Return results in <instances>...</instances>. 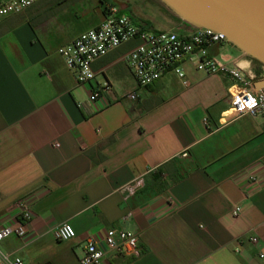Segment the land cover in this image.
<instances>
[{
  "label": "crops",
  "instance_id": "1",
  "mask_svg": "<svg viewBox=\"0 0 264 264\" xmlns=\"http://www.w3.org/2000/svg\"><path fill=\"white\" fill-rule=\"evenodd\" d=\"M105 1L39 0L0 22V220L19 198L32 207L0 249L78 264L86 236L117 227L141 253L101 264H264V120L221 118L229 83L189 64L137 87L119 59L130 44L92 62L110 89L90 101L57 49L99 24ZM229 52L264 79V64ZM62 222L73 238L56 239Z\"/></svg>",
  "mask_w": 264,
  "mask_h": 264
},
{
  "label": "built area",
  "instance_id": "2",
  "mask_svg": "<svg viewBox=\"0 0 264 264\" xmlns=\"http://www.w3.org/2000/svg\"><path fill=\"white\" fill-rule=\"evenodd\" d=\"M37 1L0 0V22ZM125 44L130 47L120 54L119 59L131 71L137 87L154 83L169 70L183 79V65L189 64L195 70L221 75L229 83L230 103L221 112V118L228 120L250 115L264 120V87H253L251 79L244 75V67L239 65V56L229 52L233 45L219 31L197 27L181 19L175 26L158 29L145 21H134L130 15L110 5L99 24L81 32L57 51L73 71L77 83L89 85L88 99L95 101L110 89V85L106 80H97L92 62ZM125 96L136 99V90ZM252 179L256 181L254 177ZM7 211L10 220L7 223L0 220V242L12 234L22 235L23 226L32 218L31 199H17ZM239 211L240 206L236 205L232 214L237 215ZM54 235L58 240H67L75 236V230L70 223L62 222L56 226ZM250 241L256 243L258 238L252 236ZM140 253L136 232L107 227L101 237H85L78 264H101L106 257L133 258ZM0 264L27 263L20 256L0 249Z\"/></svg>",
  "mask_w": 264,
  "mask_h": 264
},
{
  "label": "water",
  "instance_id": "3",
  "mask_svg": "<svg viewBox=\"0 0 264 264\" xmlns=\"http://www.w3.org/2000/svg\"><path fill=\"white\" fill-rule=\"evenodd\" d=\"M184 22L221 32L247 56L264 64V0H160ZM253 87H264V79Z\"/></svg>",
  "mask_w": 264,
  "mask_h": 264
},
{
  "label": "rangeland",
  "instance_id": "4",
  "mask_svg": "<svg viewBox=\"0 0 264 264\" xmlns=\"http://www.w3.org/2000/svg\"><path fill=\"white\" fill-rule=\"evenodd\" d=\"M103 5L104 14L108 6L115 5L134 21H146L158 29L175 26L180 21V18L160 0H106Z\"/></svg>",
  "mask_w": 264,
  "mask_h": 264
},
{
  "label": "trees",
  "instance_id": "5",
  "mask_svg": "<svg viewBox=\"0 0 264 264\" xmlns=\"http://www.w3.org/2000/svg\"><path fill=\"white\" fill-rule=\"evenodd\" d=\"M146 22V21H145ZM147 24H150L149 22H146ZM255 60V59H254ZM255 61H257V60H255ZM257 62H259V61H257Z\"/></svg>",
  "mask_w": 264,
  "mask_h": 264
},
{
  "label": "bare ground",
  "instance_id": "6",
  "mask_svg": "<svg viewBox=\"0 0 264 264\" xmlns=\"http://www.w3.org/2000/svg\"><path fill=\"white\" fill-rule=\"evenodd\" d=\"M246 63V62H245ZM248 65V64H247ZM245 70H247V68L245 69Z\"/></svg>",
  "mask_w": 264,
  "mask_h": 264
}]
</instances>
